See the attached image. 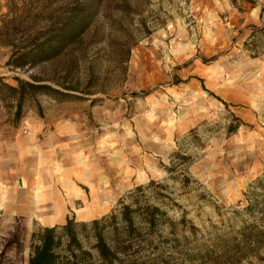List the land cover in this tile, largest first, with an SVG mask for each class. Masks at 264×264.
Instances as JSON below:
<instances>
[{
    "label": "rangeland",
    "instance_id": "1",
    "mask_svg": "<svg viewBox=\"0 0 264 264\" xmlns=\"http://www.w3.org/2000/svg\"><path fill=\"white\" fill-rule=\"evenodd\" d=\"M81 16L74 42L33 51ZM16 80L62 94L0 88V264H28L47 227L7 204L28 159L48 188L63 177L90 200L89 177L105 190L88 219L74 199L76 223L159 209L152 229L139 212L129 242L112 238L116 264H206L259 215L245 208L264 178V0H0V82ZM251 257L240 264H264Z\"/></svg>",
    "mask_w": 264,
    "mask_h": 264
},
{
    "label": "trees",
    "instance_id": "2",
    "mask_svg": "<svg viewBox=\"0 0 264 264\" xmlns=\"http://www.w3.org/2000/svg\"><path fill=\"white\" fill-rule=\"evenodd\" d=\"M85 6L79 7L78 16L81 12L84 13ZM81 18L82 20L78 23L73 24L72 22L71 25H65L57 31L56 47L51 46L47 41H42L35 45L33 51L38 53L40 58H48L50 53L60 49L61 42H74L84 27L85 19L82 16ZM16 81L18 82L17 87L0 82V88H6L13 94L18 93L23 85L31 90L44 93L58 92L43 85L23 84L21 81ZM17 109L19 111V106ZM256 185L261 188L262 193L256 194L255 191L249 190L246 195L248 199L249 195L252 198L249 199L245 210L250 211L251 215L255 212L259 215L254 218L252 224L244 225L237 232L238 237L216 246L215 250L207 255L206 264H240L252 258L251 256L258 262H264V257L260 255V251L264 249V178L259 179ZM253 187L255 186L251 188ZM139 191H142V187H137L134 192L130 193ZM137 204L136 209L131 208V205H122L117 212L113 211L100 219L89 222L76 223L74 219L67 218L62 226L45 227L34 231L31 235L28 264H116L118 251L112 238L117 245L130 241V233L137 231L136 213L142 212V221L145 229L148 230L155 227L158 216L161 215L158 208L144 207L139 202ZM105 233H108V236L110 233L111 236L108 237ZM251 245L255 246L256 251H248ZM124 249L126 247L122 248Z\"/></svg>",
    "mask_w": 264,
    "mask_h": 264
},
{
    "label": "bare ground",
    "instance_id": "3",
    "mask_svg": "<svg viewBox=\"0 0 264 264\" xmlns=\"http://www.w3.org/2000/svg\"><path fill=\"white\" fill-rule=\"evenodd\" d=\"M32 171L33 170H30L29 173H32ZM33 176L36 180V183L34 184L36 189H34V191L32 190L33 192L28 194L25 200L20 203L18 202L16 207L14 205L12 206L18 215L25 217L28 216V218L35 219L40 224L48 225L62 218L65 207H72L74 205V199L76 198H82L84 201L83 207L74 208V211L79 218L88 219L96 216L104 210V203H101V201L102 198L106 196L105 190L97 188L94 183L89 182V177H86L85 181H88L87 185L90 189V200L82 196L80 191L74 189L72 184L63 177L58 181L61 184L62 189L64 188L61 190L62 192H48L45 190V184L52 179L47 177L44 179L39 174H36V172ZM20 184L22 189H27V184L24 179H21Z\"/></svg>",
    "mask_w": 264,
    "mask_h": 264
},
{
    "label": "crops",
    "instance_id": "4",
    "mask_svg": "<svg viewBox=\"0 0 264 264\" xmlns=\"http://www.w3.org/2000/svg\"><path fill=\"white\" fill-rule=\"evenodd\" d=\"M207 71H208V69H203L202 70V69L198 68V70L196 69V71H195V75L196 74H198V75L200 74V75H204L205 76ZM6 146H8V147L10 146V148H11L12 144L9 142L8 144H6ZM30 148H32L31 145H28V146L24 147V150L22 152L23 153V158H28L29 157L28 155H32L33 154V152L30 151ZM28 160L29 161L23 162L21 165L16 167L15 170H13L16 174H18V178H17L18 179L17 180L18 188H16V187L11 188L12 189V194H11V198H10L11 200L7 203L8 206H13L14 205L16 207V204L18 202L20 203L21 201L25 200L27 198L28 194H31L34 191V189H36V186L34 185L36 183V180H35V177L33 176V174H35V172L37 174L39 169H38L37 166H35L34 163L31 162L33 160H31V159H28ZM31 169L33 171H32V173H29ZM13 171H11V172H13ZM21 179H24L26 181L27 189L26 188L25 189L21 188V184H20ZM45 190H47L48 192H51V191L60 192L59 188L53 189L51 187L48 188L46 186H45ZM67 212H68V206L65 207V211H64V213L62 215V218H60L56 222L48 224L47 227H54V226H62V225H64L65 222H66V219L69 218L68 215H67Z\"/></svg>",
    "mask_w": 264,
    "mask_h": 264
}]
</instances>
